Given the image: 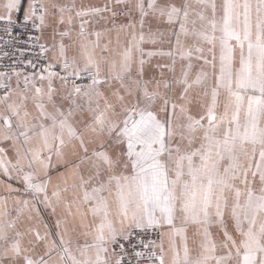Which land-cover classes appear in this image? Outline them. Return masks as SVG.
Returning a JSON list of instances; mask_svg holds the SVG:
<instances>
[{
  "label": "snow or ice",
  "instance_id": "1",
  "mask_svg": "<svg viewBox=\"0 0 264 264\" xmlns=\"http://www.w3.org/2000/svg\"><path fill=\"white\" fill-rule=\"evenodd\" d=\"M0 264H264V0H0Z\"/></svg>",
  "mask_w": 264,
  "mask_h": 264
}]
</instances>
